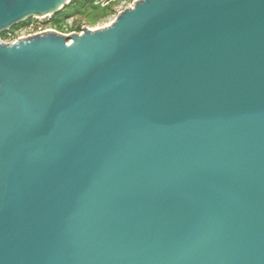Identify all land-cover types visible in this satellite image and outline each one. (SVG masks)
I'll return each mask as SVG.
<instances>
[{"label": "water", "instance_id": "95a60500", "mask_svg": "<svg viewBox=\"0 0 264 264\" xmlns=\"http://www.w3.org/2000/svg\"><path fill=\"white\" fill-rule=\"evenodd\" d=\"M0 264H264V0L0 38Z\"/></svg>", "mask_w": 264, "mask_h": 264}, {"label": "trees", "instance_id": "16d2710c", "mask_svg": "<svg viewBox=\"0 0 264 264\" xmlns=\"http://www.w3.org/2000/svg\"><path fill=\"white\" fill-rule=\"evenodd\" d=\"M119 1L120 0H107L106 4L101 5L100 3L96 4L94 0H71L61 11L50 17L48 25L62 32L79 31L83 23H86V25H93L115 15L117 13L115 5L119 3ZM74 16L79 17L80 21H75L74 25L71 26L67 25L66 19ZM25 23L20 25H25ZM65 24L66 26H64ZM12 29H14V27L9 31L1 33L0 38L2 40L11 38V35L7 33L11 32L13 36Z\"/></svg>", "mask_w": 264, "mask_h": 264}, {"label": "rangeland", "instance_id": "374dc122", "mask_svg": "<svg viewBox=\"0 0 264 264\" xmlns=\"http://www.w3.org/2000/svg\"><path fill=\"white\" fill-rule=\"evenodd\" d=\"M135 0H120L119 3H117L115 5V8L117 10V13L113 16H110L107 20L105 21H100V22H97L93 25H86V23H83L80 30L79 31H76V32H80L82 30L83 27H88V28H91V29H94V28H100V27H103L107 24H109L114 18L115 16L121 12L123 9H125L126 7H129V6H132L133 3H134ZM101 2H104L103 0ZM50 17H36V18H33L31 20H28L26 21L27 23H25V25H17L16 27H14V29H12V33H13V36L11 34V32L7 33L8 35H11V38L9 39H3L2 41L4 42H14L16 41L19 37H23V36H27L29 33H31V30L28 29V24H32V25H36L37 28L34 29V31H37L38 30V27L40 28H49V25H48V20H49ZM68 25H74L75 21H80V18L79 17H69L66 19Z\"/></svg>", "mask_w": 264, "mask_h": 264}, {"label": "built area", "instance_id": "2783aa9c", "mask_svg": "<svg viewBox=\"0 0 264 264\" xmlns=\"http://www.w3.org/2000/svg\"><path fill=\"white\" fill-rule=\"evenodd\" d=\"M94 1H95L96 4L100 3L101 5H104V4L107 3V0H103L104 2H101L102 0H94ZM47 17H51V16H47ZM66 24L68 25L67 21H66ZM66 24L64 26H66ZM69 26H71V25H69ZM27 27H28L29 30H31V33H29L28 35H31V34H34V33H38V32H42V31H46V30H55V31H58V32L64 33V34H69L70 33V32H62V31H59L56 28H53L51 26H49V28H40V27H38V30L37 31H34V29L37 28L36 25L28 24ZM71 32H76V31H71Z\"/></svg>", "mask_w": 264, "mask_h": 264}]
</instances>
